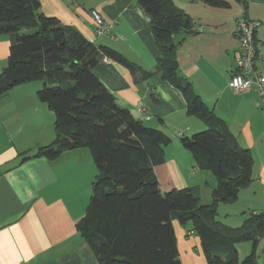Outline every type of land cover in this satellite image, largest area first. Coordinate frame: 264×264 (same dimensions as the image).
I'll list each match as a JSON object with an SVG mask.
<instances>
[{
	"label": "crops",
	"instance_id": "1",
	"mask_svg": "<svg viewBox=\"0 0 264 264\" xmlns=\"http://www.w3.org/2000/svg\"><path fill=\"white\" fill-rule=\"evenodd\" d=\"M39 1L44 14L75 27L96 44L116 49L140 68L155 70L160 51L152 17L139 0ZM226 1L229 6L214 7L200 0H174L192 17L194 26L193 32L180 31L173 38L179 75L189 80L208 107L227 122L238 144L252 151L254 164H260L255 178L240 190L234 203L218 204V221L227 224L231 218L240 225L252 214L264 212V105H257L255 88L236 91L230 85L240 46L235 27L239 20L261 21L256 31V66L264 72V0ZM92 9L101 13L108 32H97ZM9 54L10 39L0 35V73ZM94 72L119 104L147 126L171 137L164 163L155 167L161 191L191 187L202 204L212 203L216 176L199 168L181 142L182 137L209 126L187 112L182 91L159 76L136 82L128 68L110 58L99 62ZM42 82L16 85L0 97V264H100L76 227L87 207V182L97 174L90 150H67L55 159L24 160L20 155L34 152L56 136L55 114L37 95ZM74 183L79 188L71 192ZM173 226L182 264H207L193 224L183 225L174 219ZM238 247L246 254L251 249L245 252L247 245Z\"/></svg>",
	"mask_w": 264,
	"mask_h": 264
},
{
	"label": "trees",
	"instance_id": "2",
	"mask_svg": "<svg viewBox=\"0 0 264 264\" xmlns=\"http://www.w3.org/2000/svg\"><path fill=\"white\" fill-rule=\"evenodd\" d=\"M200 1L229 6L226 0ZM139 3L152 17L160 51L154 71L140 68L116 49L96 44L75 27L44 14L39 0H0V35L10 39L8 61L0 73V97L16 85L40 80L38 98L55 114V139L20 155L24 160L55 159L67 150H90L97 174L76 227L100 264H182L174 219L193 224L207 264H238L237 244L244 241L253 243L245 262L258 264L264 212L252 214L239 227L217 220L218 204L234 203L240 190L252 182L254 157L178 73L173 36L193 32V19L174 0ZM257 44L256 40L259 56ZM104 58L128 68L136 82L155 76L169 80L186 98L187 112L209 126L182 137L181 142L199 168L216 176L212 203L202 204L191 187L161 191L155 167L164 163L165 147L172 139L118 103L94 72Z\"/></svg>",
	"mask_w": 264,
	"mask_h": 264
},
{
	"label": "built area",
	"instance_id": "3",
	"mask_svg": "<svg viewBox=\"0 0 264 264\" xmlns=\"http://www.w3.org/2000/svg\"><path fill=\"white\" fill-rule=\"evenodd\" d=\"M91 15L97 26V32H108L109 26L104 23L97 9L91 10ZM261 25L260 20L244 19L236 23L235 34L239 39V49L236 55V67L232 74L230 85L236 91H246L255 88L259 94L258 106L264 105V73L255 67L256 31Z\"/></svg>",
	"mask_w": 264,
	"mask_h": 264
},
{
	"label": "rangeland",
	"instance_id": "4",
	"mask_svg": "<svg viewBox=\"0 0 264 264\" xmlns=\"http://www.w3.org/2000/svg\"><path fill=\"white\" fill-rule=\"evenodd\" d=\"M257 59H258V56H256L255 58H254V61H255V67H256V69L257 70H259L258 69V67L256 66V61H257ZM235 71V70H234ZM233 71V72H234ZM259 71H261V70H259ZM261 72H263V71H261ZM264 73V72H263ZM33 82H35V83H41L42 81H39V80H37V81H33ZM43 83V82H42ZM42 88V87H41ZM40 88V89H41ZM39 90V89H38ZM37 90V91H38ZM54 127V126H53ZM56 131V130H55ZM56 137V136H55ZM55 139V138H54ZM53 139V140H54ZM260 167V164H258V162H256L254 165H253V173H252V176H253V178H255V176H256V174H257V170H258V168ZM80 177H82V174L80 173V176H79V178ZM95 180V179H94ZM93 180V181H94ZM93 181H89V182H87V184H89V188H88V185H87V190L89 189V193L87 194V196H86V200H85V206H87L88 205V202H89V198L91 197V195L93 194V189H92V183H93ZM253 181V180H252ZM256 181H254L253 182V184L255 183ZM78 185L76 184V183H74L73 185H70V189H71V192L73 191V190H78ZM82 186H81V190H82ZM202 191L205 193L206 191H204L203 189H202ZM242 212H244V210L242 211ZM233 217V216H232ZM228 223H227V225H229V224H232V225H230V226H238L239 227V225H235L234 224V222L232 221V219L231 218H229L228 219V221H227ZM241 224V223H240ZM248 243H250V244H248ZM239 245H247V251H245V252H248V250H249V247L251 246V249H250V251H249V253L248 254H246V253H244L242 250H238L239 251V259H238V264H247L246 262H245V257L247 256V255H249L251 252H252V248H253V243L252 242H246V241H244V242H241V243H238L237 244V247L239 246ZM250 245V246H249ZM239 248V247H238ZM259 248V249H258ZM258 250H257V261H258V264H263L262 263V258L264 257V238H263V240L261 241V243L258 245Z\"/></svg>",
	"mask_w": 264,
	"mask_h": 264
}]
</instances>
